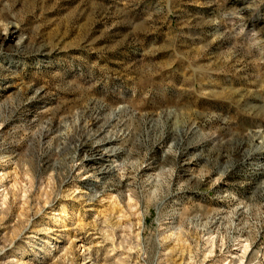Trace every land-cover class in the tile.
<instances>
[{"label": "rangeland", "instance_id": "374dc122", "mask_svg": "<svg viewBox=\"0 0 264 264\" xmlns=\"http://www.w3.org/2000/svg\"><path fill=\"white\" fill-rule=\"evenodd\" d=\"M0 264H264V0H0Z\"/></svg>", "mask_w": 264, "mask_h": 264}, {"label": "bare ground", "instance_id": "6f19581e", "mask_svg": "<svg viewBox=\"0 0 264 264\" xmlns=\"http://www.w3.org/2000/svg\"><path fill=\"white\" fill-rule=\"evenodd\" d=\"M94 162V161H93ZM109 168V167H108ZM115 168V167H114ZM80 248L81 249H84L85 248V246L83 245V244H81V246H80ZM86 259V258H85Z\"/></svg>", "mask_w": 264, "mask_h": 264}]
</instances>
